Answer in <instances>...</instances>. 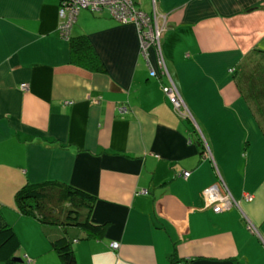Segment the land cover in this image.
<instances>
[{"label": "crops", "instance_id": "0c3cea01", "mask_svg": "<svg viewBox=\"0 0 264 264\" xmlns=\"http://www.w3.org/2000/svg\"><path fill=\"white\" fill-rule=\"evenodd\" d=\"M137 5L165 28L164 71L138 27L107 11L82 9L69 36L91 38L105 64L95 71L72 61L60 0H0V204L16 256L60 264L52 241L66 236L80 264H264V115L238 83L264 57V0ZM46 181L93 195L104 230L22 214L17 191ZM210 186L238 207L214 212Z\"/></svg>", "mask_w": 264, "mask_h": 264}, {"label": "trees", "instance_id": "16d2710c", "mask_svg": "<svg viewBox=\"0 0 264 264\" xmlns=\"http://www.w3.org/2000/svg\"><path fill=\"white\" fill-rule=\"evenodd\" d=\"M61 1V0H60ZM72 61L89 70H105V64L91 38L86 35L69 37ZM252 67H242L238 83L246 98L258 103L259 112L264 115V57L254 61ZM95 197L73 185L46 181L26 184L16 193L19 211L37 218L44 227H81L91 233H101L104 225L92 222L90 213ZM88 215L83 217V211ZM53 248L60 255V264H80L72 247V241L62 236L52 241ZM21 247L20 237L6 220L0 204V263L22 264L14 258Z\"/></svg>", "mask_w": 264, "mask_h": 264}, {"label": "built area", "instance_id": "2783aa9c", "mask_svg": "<svg viewBox=\"0 0 264 264\" xmlns=\"http://www.w3.org/2000/svg\"><path fill=\"white\" fill-rule=\"evenodd\" d=\"M82 9H88L94 13L107 11L109 15L121 23H133L140 30L142 52L147 53V49L153 46L159 52L158 64L164 71V59L161 56V39L164 35L165 28H158L156 20L152 14L141 10L137 5V0H61L59 7V31L64 38H69L74 22ZM152 73L156 72L152 69ZM22 87L25 89L26 85ZM166 96L171 100L178 111L187 109L180 96V93L174 83L164 85ZM122 112L127 108L122 107ZM187 113V112H186ZM190 171L184 172V176H190ZM205 194L213 203V210L220 213L226 210H232L238 207L239 200L231 193L221 194L217 186H210L205 189ZM245 200L252 201L253 195L248 194ZM113 249L119 247L117 242L111 244ZM30 261V260H29Z\"/></svg>", "mask_w": 264, "mask_h": 264}, {"label": "water", "instance_id": "95a60500", "mask_svg": "<svg viewBox=\"0 0 264 264\" xmlns=\"http://www.w3.org/2000/svg\"><path fill=\"white\" fill-rule=\"evenodd\" d=\"M14 259H15L16 261H18V262H23V259H22V258H20V257H18V256H17V257H15Z\"/></svg>", "mask_w": 264, "mask_h": 264}, {"label": "rangeland", "instance_id": "374dc122", "mask_svg": "<svg viewBox=\"0 0 264 264\" xmlns=\"http://www.w3.org/2000/svg\"><path fill=\"white\" fill-rule=\"evenodd\" d=\"M93 13V12H92ZM94 14H98V13H94Z\"/></svg>", "mask_w": 264, "mask_h": 264}]
</instances>
